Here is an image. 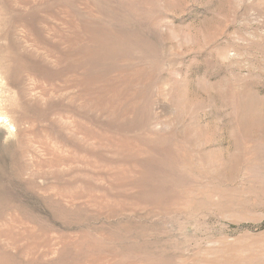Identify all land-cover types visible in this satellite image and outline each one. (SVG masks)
<instances>
[{"label":"rangeland","instance_id":"1","mask_svg":"<svg viewBox=\"0 0 264 264\" xmlns=\"http://www.w3.org/2000/svg\"><path fill=\"white\" fill-rule=\"evenodd\" d=\"M0 264H264V0H0Z\"/></svg>","mask_w":264,"mask_h":264}]
</instances>
